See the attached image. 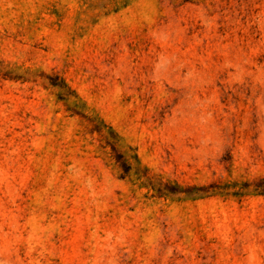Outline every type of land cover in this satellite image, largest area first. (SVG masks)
I'll return each instance as SVG.
<instances>
[{
	"label": "rangeland",
	"instance_id": "1",
	"mask_svg": "<svg viewBox=\"0 0 264 264\" xmlns=\"http://www.w3.org/2000/svg\"><path fill=\"white\" fill-rule=\"evenodd\" d=\"M0 264H264V0H0Z\"/></svg>",
	"mask_w": 264,
	"mask_h": 264
}]
</instances>
